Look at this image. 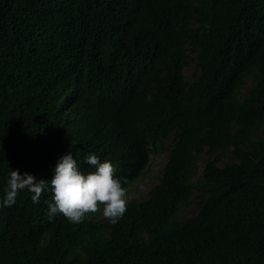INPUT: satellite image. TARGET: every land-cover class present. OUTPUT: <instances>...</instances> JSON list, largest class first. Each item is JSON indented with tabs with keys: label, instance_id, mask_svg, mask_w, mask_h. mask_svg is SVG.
I'll return each mask as SVG.
<instances>
[{
	"label": "trees",
	"instance_id": "16d2710c",
	"mask_svg": "<svg viewBox=\"0 0 264 264\" xmlns=\"http://www.w3.org/2000/svg\"><path fill=\"white\" fill-rule=\"evenodd\" d=\"M0 148V201L69 152L125 189L165 154L115 225L20 192L0 264H264V0H0Z\"/></svg>",
	"mask_w": 264,
	"mask_h": 264
},
{
	"label": "clouds",
	"instance_id": "9594fccd",
	"mask_svg": "<svg viewBox=\"0 0 264 264\" xmlns=\"http://www.w3.org/2000/svg\"><path fill=\"white\" fill-rule=\"evenodd\" d=\"M191 64L193 70V62L184 65L185 76L192 72H185L187 65ZM0 151L3 152V149L0 148ZM85 163L94 171L82 172L73 154L69 152L59 159L51 179L47 180H38L31 174L21 175L19 170H11L0 206L11 207L18 194L25 190L31 194L33 204H37L45 191H48L51 194V202L48 203L50 219L59 213L70 223L79 224L90 213L101 211L103 206V217L115 225L127 211L126 189L122 186L127 181L116 177L117 168L112 162H101L95 154L86 156Z\"/></svg>",
	"mask_w": 264,
	"mask_h": 264
},
{
	"label": "rangeland",
	"instance_id": "374dc122",
	"mask_svg": "<svg viewBox=\"0 0 264 264\" xmlns=\"http://www.w3.org/2000/svg\"><path fill=\"white\" fill-rule=\"evenodd\" d=\"M193 65H187L185 68L186 74L192 71ZM165 159L163 151L152 153L147 163L146 168L134 179L132 186L126 189V199L131 196L145 195L147 188L156 180L159 168ZM203 164L202 160H199V165ZM197 209L196 199L193 197L192 202L182 210V216H190L195 213Z\"/></svg>",
	"mask_w": 264,
	"mask_h": 264
}]
</instances>
